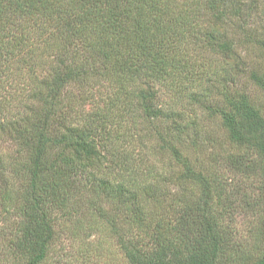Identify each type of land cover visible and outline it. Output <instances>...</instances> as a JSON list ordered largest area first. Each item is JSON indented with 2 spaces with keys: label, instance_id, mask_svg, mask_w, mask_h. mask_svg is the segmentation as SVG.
Instances as JSON below:
<instances>
[{
  "label": "trees",
  "instance_id": "trees-1",
  "mask_svg": "<svg viewBox=\"0 0 264 264\" xmlns=\"http://www.w3.org/2000/svg\"><path fill=\"white\" fill-rule=\"evenodd\" d=\"M0 257L264 264V0H0Z\"/></svg>",
  "mask_w": 264,
  "mask_h": 264
},
{
  "label": "rangeland",
  "instance_id": "rangeland-1",
  "mask_svg": "<svg viewBox=\"0 0 264 264\" xmlns=\"http://www.w3.org/2000/svg\"><path fill=\"white\" fill-rule=\"evenodd\" d=\"M260 97H261V95H260V93L258 94ZM262 98V97H261ZM6 147H9L8 145H5L4 147L2 146V148L4 149L3 151H8L9 149L8 148H6ZM252 197L254 198L255 197V194H252ZM248 219V218H247ZM241 222L243 221H246V218L244 217V216H241L240 217V219H239ZM240 222V223H241ZM0 263L2 264L3 263V261L1 260V257H0Z\"/></svg>",
  "mask_w": 264,
  "mask_h": 264
}]
</instances>
